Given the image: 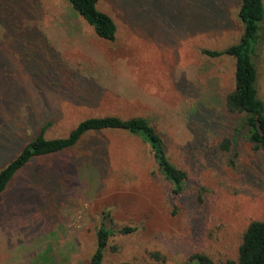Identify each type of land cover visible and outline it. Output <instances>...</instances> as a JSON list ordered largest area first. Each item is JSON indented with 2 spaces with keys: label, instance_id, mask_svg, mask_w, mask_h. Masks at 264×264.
<instances>
[{
  "label": "rangeland",
  "instance_id": "1",
  "mask_svg": "<svg viewBox=\"0 0 264 264\" xmlns=\"http://www.w3.org/2000/svg\"><path fill=\"white\" fill-rule=\"evenodd\" d=\"M239 6L99 0L117 26L107 42L66 0H0V168L42 127L46 139L63 138L87 118L141 116L190 178L173 198L148 146L121 131L34 158L0 196V264H89L101 225L113 231L102 264H180L199 252L235 261L246 226L264 222L263 155L239 135L231 166L183 111L214 90L225 113L234 60L201 51L239 41ZM254 62L264 102V44Z\"/></svg>",
  "mask_w": 264,
  "mask_h": 264
},
{
  "label": "trees",
  "instance_id": "2",
  "mask_svg": "<svg viewBox=\"0 0 264 264\" xmlns=\"http://www.w3.org/2000/svg\"><path fill=\"white\" fill-rule=\"evenodd\" d=\"M66 1L71 11L91 27L98 39L107 42L115 40L117 26L108 14L98 8L99 0ZM238 17L242 34L236 44L221 52L201 51L209 58L227 56L234 60L233 88L223 101L225 113L218 110V105L222 106V103L213 89V92L198 94L192 106L183 111L185 122L193 126L203 139L213 137L218 140L219 151L231 166H234L233 159L237 157L236 138L239 135L259 150L264 158V102L258 95V74L254 62L257 50L264 44V0H240ZM46 128L42 127L38 135L27 141L19 153L0 168V196L32 159L69 151L85 136L102 131H121L139 138L148 146L158 172L168 185L169 194L176 199L186 193L189 176L169 160L164 141L147 118L91 117L79 122L66 137L53 139L44 137ZM132 231L122 228L117 232L127 234ZM112 234L113 231L104 225L99 227L96 248L89 264H102ZM152 256L159 259L158 254ZM180 264L217 263L211 255L199 252ZM229 264H264L263 221H251L246 226L240 237L236 259Z\"/></svg>",
  "mask_w": 264,
  "mask_h": 264
}]
</instances>
